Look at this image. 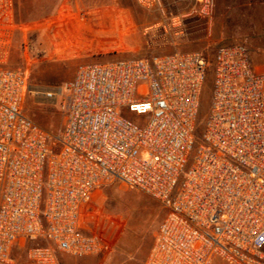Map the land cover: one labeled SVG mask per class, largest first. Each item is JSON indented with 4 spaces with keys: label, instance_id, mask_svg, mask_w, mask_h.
Instances as JSON below:
<instances>
[{
    "label": "built area",
    "instance_id": "2783aa9c",
    "mask_svg": "<svg viewBox=\"0 0 264 264\" xmlns=\"http://www.w3.org/2000/svg\"><path fill=\"white\" fill-rule=\"evenodd\" d=\"M166 15V0H136ZM211 20L216 0H193ZM0 0V49L13 33ZM210 107L196 135L202 91ZM30 92L26 76L0 70V264L30 248L29 264L98 255L83 213L108 182L167 209L145 264H264V71L244 44L203 52L86 64L62 87ZM27 92L66 95L52 134L23 111Z\"/></svg>",
    "mask_w": 264,
    "mask_h": 264
},
{
    "label": "rangeland",
    "instance_id": "374dc122",
    "mask_svg": "<svg viewBox=\"0 0 264 264\" xmlns=\"http://www.w3.org/2000/svg\"><path fill=\"white\" fill-rule=\"evenodd\" d=\"M230 1L216 0L212 19L204 20L191 14L193 0H166V15L147 10L136 0H11L13 33L8 47L0 49V70L25 74L32 92L60 88L75 78L79 67L91 63L194 52H203L211 59L219 46L231 45L235 32L239 41L264 50V0H238L239 7L251 6L257 13L237 20L233 35L226 31ZM76 22L89 38L101 40L99 48L90 51L85 60L54 48L57 27L64 25L68 30ZM105 29L109 32H103ZM43 31L50 46L42 40ZM213 79L210 72L202 91V120L209 111ZM30 92L24 99V113L50 133L58 134L65 121L66 95L48 103ZM167 212L149 196L108 182L85 209L83 228L102 241L104 248L98 255L108 256L115 263L145 264ZM38 245L46 242L16 247V264H29L28 250Z\"/></svg>",
    "mask_w": 264,
    "mask_h": 264
},
{
    "label": "crops",
    "instance_id": "0c3cea01",
    "mask_svg": "<svg viewBox=\"0 0 264 264\" xmlns=\"http://www.w3.org/2000/svg\"><path fill=\"white\" fill-rule=\"evenodd\" d=\"M257 13V10L252 8L251 6L245 7L244 5L238 6V0H231L230 6H228V10L226 12L227 17L230 18V25L226 26V31L230 32L232 35L234 33V27L233 25L236 23L237 20H242L244 18V15L255 16ZM82 25L79 22H76L71 25V28L68 27V30L63 25L62 27H57V30L54 32V41H55V47L59 48L60 50H63V54H73L75 57L80 58L81 60H85L88 58V53L90 51L97 50L99 47L97 46V43L101 42L100 39L94 37L89 38L87 31H83ZM74 28V29H72ZM103 28V27H102ZM104 29V28H103ZM103 32H109L106 29L103 30ZM43 38L42 40H45L47 44L50 43L48 40V35L43 31ZM51 38V37H50ZM233 41L232 44H244L249 51L250 57L252 58V63L257 71L263 72L264 71V50L254 49L253 44L249 43H243L239 41L240 39L238 37V34L236 32L234 33L232 37ZM53 41V39H52ZM93 42V43H92ZM50 46V45H49ZM56 50V49H55ZM50 52V48H49ZM60 264H121L120 261L116 262L112 259H109L108 256L105 255H93L88 256L84 258H75L71 257L69 255L60 254L59 255ZM124 264H130V263H124Z\"/></svg>",
    "mask_w": 264,
    "mask_h": 264
},
{
    "label": "trees",
    "instance_id": "16d2710c",
    "mask_svg": "<svg viewBox=\"0 0 264 264\" xmlns=\"http://www.w3.org/2000/svg\"><path fill=\"white\" fill-rule=\"evenodd\" d=\"M204 120H205V119H204ZM204 120H202L201 109H200V114H199V118H198V127H197V130H196V135H197L198 137L201 136L202 129H203V123H204Z\"/></svg>",
    "mask_w": 264,
    "mask_h": 264
},
{
    "label": "bare ground",
    "instance_id": "6f19581e",
    "mask_svg": "<svg viewBox=\"0 0 264 264\" xmlns=\"http://www.w3.org/2000/svg\"><path fill=\"white\" fill-rule=\"evenodd\" d=\"M36 91H38V90H36ZM37 95H38L39 98L44 99L40 92H38Z\"/></svg>",
    "mask_w": 264,
    "mask_h": 264
}]
</instances>
